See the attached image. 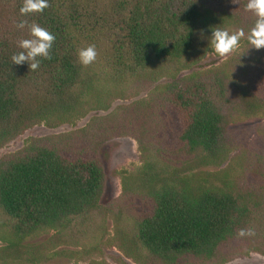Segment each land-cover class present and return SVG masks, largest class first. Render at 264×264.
I'll return each mask as SVG.
<instances>
[{
    "label": "trees",
    "instance_id": "trees-1",
    "mask_svg": "<svg viewBox=\"0 0 264 264\" xmlns=\"http://www.w3.org/2000/svg\"><path fill=\"white\" fill-rule=\"evenodd\" d=\"M22 3L0 0V151L38 125L75 124L199 66L213 27L243 30L240 44L250 48L256 22L247 0H48L30 16L20 15ZM21 20L55 36L51 58H38L35 71L11 60L30 38L16 27ZM88 46L97 56L85 66L78 52ZM250 50L240 66L220 70L217 95L201 80L172 87L175 122L163 144L148 111L140 115L143 164L123 184L125 196L144 194L151 206L119 231L129 258L229 264L264 256V124L259 141L228 136L233 123L264 113V49ZM106 188L99 156L68 152L61 137L36 138L0 158V264H44L43 254L27 251L28 240L89 215L106 202Z\"/></svg>",
    "mask_w": 264,
    "mask_h": 264
},
{
    "label": "rangeland",
    "instance_id": "rangeland-1",
    "mask_svg": "<svg viewBox=\"0 0 264 264\" xmlns=\"http://www.w3.org/2000/svg\"><path fill=\"white\" fill-rule=\"evenodd\" d=\"M254 53L246 44H239L224 57L210 51L199 66L187 69L180 77L161 79L151 89L141 90L139 95L133 97L120 98L109 110L94 112L75 124L56 128L46 124L38 125L3 148L0 151V158L24 152L36 138L61 137L68 152L98 155L107 172L104 204L84 218L74 219L67 228L42 231L31 237L27 242L29 244L27 251L43 254L44 264H94L96 261L117 264L120 260L124 264H141L129 258L120 249L119 233L130 231L134 217L147 211L151 206V201L144 194L135 193L130 198L125 196L123 184V178L137 172L143 164L137 137V134L141 133L139 131L141 122L138 121L140 115L143 111H148L153 120V128L157 130L158 140L163 139V144L169 139L167 136L175 122L170 104L172 87L182 82L201 80L208 84L214 95H217L219 93L217 78L221 74L220 70L240 66L243 58ZM101 59L105 60L104 56L99 58ZM262 124L264 113L233 123L228 135L230 142H237L243 138L248 141H259L262 132L257 129ZM63 135L66 136L62 137ZM228 164L208 170L218 171ZM126 213L132 218L120 220ZM3 245L0 240V247ZM183 264L194 263L189 261ZM229 264H264V256L254 253L237 258Z\"/></svg>",
    "mask_w": 264,
    "mask_h": 264
},
{
    "label": "clouds",
    "instance_id": "clouds-1",
    "mask_svg": "<svg viewBox=\"0 0 264 264\" xmlns=\"http://www.w3.org/2000/svg\"><path fill=\"white\" fill-rule=\"evenodd\" d=\"M47 7H49L48 0H23L19 11L21 16H30L34 13H42ZM245 9L251 11L256 17L254 26L247 34L250 49H264V0H247ZM16 27L21 30L27 27L30 38L21 39L18 42L17 47L22 51L14 53L11 60L15 65L27 62L30 70L35 71L40 64L38 58H51L50 50L53 47L55 36L37 23L29 24L27 20H21ZM244 36L243 30L229 32L223 28L213 27L208 37V47L215 55L224 57L239 46ZM96 56L94 46L82 48L78 52L79 61L85 66L94 62ZM244 234L242 230L240 235Z\"/></svg>",
    "mask_w": 264,
    "mask_h": 264
}]
</instances>
